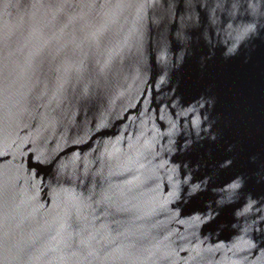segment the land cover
<instances>
[{"label": "water", "instance_id": "95a60500", "mask_svg": "<svg viewBox=\"0 0 264 264\" xmlns=\"http://www.w3.org/2000/svg\"><path fill=\"white\" fill-rule=\"evenodd\" d=\"M0 264H264V0H0Z\"/></svg>", "mask_w": 264, "mask_h": 264}]
</instances>
